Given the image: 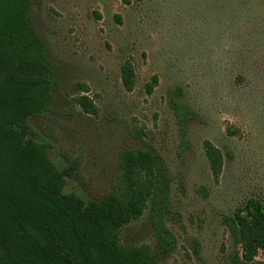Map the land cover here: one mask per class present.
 Instances as JSON below:
<instances>
[{
	"label": "rangeland",
	"instance_id": "1",
	"mask_svg": "<svg viewBox=\"0 0 264 264\" xmlns=\"http://www.w3.org/2000/svg\"><path fill=\"white\" fill-rule=\"evenodd\" d=\"M31 21L54 79L50 103L26 121L27 140L49 146L54 167L68 171L62 194L99 201L116 190L124 149L153 151L168 182L122 229L121 246L149 244L157 264H232L225 218L251 196L264 201V0H31ZM128 60L132 92L121 79ZM78 84L99 116L74 103ZM175 100L193 114L186 135ZM206 140L225 158L219 183ZM250 264H264V252Z\"/></svg>",
	"mask_w": 264,
	"mask_h": 264
},
{
	"label": "trees",
	"instance_id": "2",
	"mask_svg": "<svg viewBox=\"0 0 264 264\" xmlns=\"http://www.w3.org/2000/svg\"><path fill=\"white\" fill-rule=\"evenodd\" d=\"M130 4L132 1L124 0ZM54 66L31 21V0H0V264H157L149 244L121 246V232L156 206L168 182V168L153 151L124 149L116 190L86 205L62 194L63 177L46 144L27 140L26 121L51 101ZM127 92L135 89L132 60L121 67ZM157 75L146 85L153 95ZM74 103L87 115L100 108L87 84H78ZM186 135L192 112L174 101ZM216 183L224 173L223 152L203 144ZM234 245L232 264L254 262L264 252V201L251 196L224 220ZM165 250L173 249L161 230ZM168 250V251H169Z\"/></svg>",
	"mask_w": 264,
	"mask_h": 264
}]
</instances>
